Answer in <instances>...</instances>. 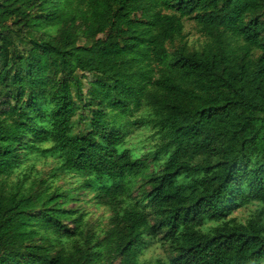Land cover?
I'll return each mask as SVG.
<instances>
[{"label": "trees", "instance_id": "trees-1", "mask_svg": "<svg viewBox=\"0 0 264 264\" xmlns=\"http://www.w3.org/2000/svg\"><path fill=\"white\" fill-rule=\"evenodd\" d=\"M254 202L264 0H0V264H264V221L229 217ZM156 238L169 257L140 261Z\"/></svg>", "mask_w": 264, "mask_h": 264}, {"label": "rangeland", "instance_id": "rangeland-1", "mask_svg": "<svg viewBox=\"0 0 264 264\" xmlns=\"http://www.w3.org/2000/svg\"><path fill=\"white\" fill-rule=\"evenodd\" d=\"M183 40H185L190 49L201 47L205 42V37L200 33L196 23L192 19L184 18ZM79 43H85V39L79 38ZM151 127L132 129L128 135L127 144L133 147V150L142 154L155 144V138L151 135ZM150 164L153 165L151 160ZM36 163L37 170L43 174L48 173L55 164L52 157H38L32 158L31 161L24 163L22 168L28 167L31 163ZM17 174L13 177H15ZM88 198V196H86ZM79 206L89 213V220L95 224H106L110 217L111 212L104 206H96L92 201H79L68 204V207ZM229 217H234L239 222L246 223L249 218H261L264 221V204L254 202L252 204L243 206L233 211ZM221 222V221H220ZM220 222H209L206 226L215 225ZM169 257L168 244L163 243L159 238L148 243L139 254L138 259L142 262H154L157 258L167 259Z\"/></svg>", "mask_w": 264, "mask_h": 264}]
</instances>
